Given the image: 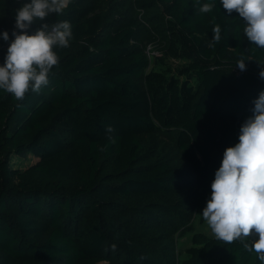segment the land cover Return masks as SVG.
<instances>
[{"label":"trees","instance_id":"obj_1","mask_svg":"<svg viewBox=\"0 0 264 264\" xmlns=\"http://www.w3.org/2000/svg\"><path fill=\"white\" fill-rule=\"evenodd\" d=\"M25 2L0 0V65ZM209 2L204 14L196 0H72L48 18L73 32L49 84L22 101L0 89V264H261L216 237L189 261L176 254L180 188L212 190L264 90V49ZM21 156L37 162L14 168Z\"/></svg>","mask_w":264,"mask_h":264},{"label":"clouds","instance_id":"obj_2","mask_svg":"<svg viewBox=\"0 0 264 264\" xmlns=\"http://www.w3.org/2000/svg\"><path fill=\"white\" fill-rule=\"evenodd\" d=\"M72 0H30L15 10L11 39L0 65V89L22 101L30 90L39 94L49 84V75L59 63L53 49L69 46L73 38L72 25L67 20L49 22L52 15H62ZM200 13H210L214 2L199 4ZM228 15L239 14L246 24L247 40L264 49V0H221ZM36 26L32 31V26ZM210 46L222 39L221 26L213 27ZM9 42L8 31L0 33ZM247 59L242 57L236 66L246 71ZM259 78L264 80V61ZM253 115L240 126L239 142L226 148L220 168L211 184L212 194L202 216L215 237L231 244L241 241L244 248L255 251L264 264V90L253 101ZM107 131L111 132V126ZM255 237V238H253ZM250 240L251 243L244 242Z\"/></svg>","mask_w":264,"mask_h":264},{"label":"rangeland","instance_id":"obj_3","mask_svg":"<svg viewBox=\"0 0 264 264\" xmlns=\"http://www.w3.org/2000/svg\"><path fill=\"white\" fill-rule=\"evenodd\" d=\"M150 49L151 48H149V50ZM164 139V146L166 148L169 147V152L173 151L171 149L174 139H172V137H166ZM36 162L37 159L33 156H21L13 159L12 166L14 168L25 169ZM180 194L187 195L188 199H190V203L184 218L179 219L180 231L183 233V236L180 235V232L176 236V254L178 262L189 261L193 254L200 251V246L203 245L204 240L215 238L210 226L202 216L203 209L211 198L212 190L199 189L195 184H184L180 188Z\"/></svg>","mask_w":264,"mask_h":264}]
</instances>
